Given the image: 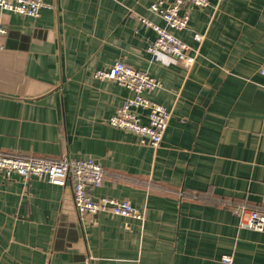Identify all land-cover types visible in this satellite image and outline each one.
I'll use <instances>...</instances> for the list:
<instances>
[{"label":"crops","instance_id":"0c3cea01","mask_svg":"<svg viewBox=\"0 0 264 264\" xmlns=\"http://www.w3.org/2000/svg\"><path fill=\"white\" fill-rule=\"evenodd\" d=\"M44 1L37 17L0 9V152L93 158V198L146 215L80 214L72 182L0 176V264H264V230L230 209L264 212V0L187 6V28L169 29L190 68L148 52L141 18L167 27L152 0ZM117 61L163 83L147 94L172 112L158 147L109 124L133 93L94 72Z\"/></svg>","mask_w":264,"mask_h":264},{"label":"built area","instance_id":"2783aa9c","mask_svg":"<svg viewBox=\"0 0 264 264\" xmlns=\"http://www.w3.org/2000/svg\"><path fill=\"white\" fill-rule=\"evenodd\" d=\"M210 4V0H152L149 9L158 14L167 24L163 27L148 18L141 20L147 27L156 32V38L149 42L147 50L153 56L166 63H181L190 68L196 61V54L190 53V47L174 30L187 28L190 15L187 6L203 8ZM43 7L52 5L44 0H0V9L15 12L28 17H37ZM8 29L0 22V51L4 50L5 36ZM195 39L201 41L204 35L195 34ZM264 74V67L262 68ZM94 76L101 80L116 82L128 89L133 95L116 109L110 117L109 124L120 130L137 135L141 143H150L158 147L162 141L172 112L163 104L151 99L147 94L163 83L147 72L140 71L124 61H117L109 66L99 68ZM0 176L10 179L13 176L30 178L31 176L46 179L50 183L65 185L72 182L75 206L80 214H98L110 212L114 215L133 217L143 220L145 211L134 206L129 200H121L109 196L94 199L91 188L103 185L105 169L93 158L47 159L36 156H24L0 152ZM230 209L241 219V226L252 230H264V212L257 208L248 210L245 204H230ZM250 212L246 220L244 213ZM222 261L233 263V257L225 255Z\"/></svg>","mask_w":264,"mask_h":264},{"label":"trees","instance_id":"16d2710c","mask_svg":"<svg viewBox=\"0 0 264 264\" xmlns=\"http://www.w3.org/2000/svg\"><path fill=\"white\" fill-rule=\"evenodd\" d=\"M235 204V203H234Z\"/></svg>","mask_w":264,"mask_h":264}]
</instances>
